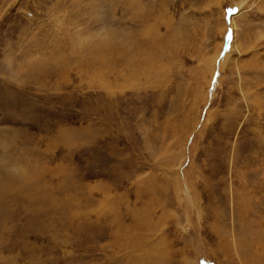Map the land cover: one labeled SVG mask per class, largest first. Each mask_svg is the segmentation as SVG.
<instances>
[{
	"label": "rangeland",
	"instance_id": "1",
	"mask_svg": "<svg viewBox=\"0 0 264 264\" xmlns=\"http://www.w3.org/2000/svg\"><path fill=\"white\" fill-rule=\"evenodd\" d=\"M0 264H264V0H0Z\"/></svg>",
	"mask_w": 264,
	"mask_h": 264
},
{
	"label": "snow or ice",
	"instance_id": "2",
	"mask_svg": "<svg viewBox=\"0 0 264 264\" xmlns=\"http://www.w3.org/2000/svg\"><path fill=\"white\" fill-rule=\"evenodd\" d=\"M239 11L240 10L238 8H228L225 12V22L228 27L226 35L224 36L225 52L221 54L222 57L226 54L227 51L231 50L230 46L233 43L235 37V30L232 27V20L238 15ZM218 75L219 74L217 73V77L214 78V81H218Z\"/></svg>",
	"mask_w": 264,
	"mask_h": 264
}]
</instances>
